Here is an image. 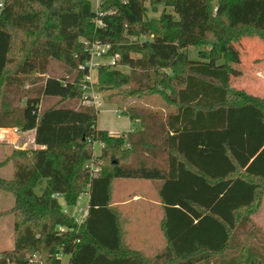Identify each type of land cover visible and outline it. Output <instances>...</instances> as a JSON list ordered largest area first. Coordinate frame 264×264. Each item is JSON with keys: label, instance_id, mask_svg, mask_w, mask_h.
Returning a JSON list of instances; mask_svg holds the SVG:
<instances>
[{"label": "trees", "instance_id": "16d2710c", "mask_svg": "<svg viewBox=\"0 0 264 264\" xmlns=\"http://www.w3.org/2000/svg\"><path fill=\"white\" fill-rule=\"evenodd\" d=\"M0 2V127L33 129L35 143L0 161L12 168L0 189L14 218L0 264H264L250 220L264 196V98L228 83L229 42L264 41V0H98L96 11L88 0ZM93 41L118 56L97 68L96 90L138 128L113 135L80 104ZM119 178L158 183L166 244L154 255L122 244ZM86 188L77 224L52 195L74 206Z\"/></svg>", "mask_w": 264, "mask_h": 264}, {"label": "rangeland", "instance_id": "374dc122", "mask_svg": "<svg viewBox=\"0 0 264 264\" xmlns=\"http://www.w3.org/2000/svg\"><path fill=\"white\" fill-rule=\"evenodd\" d=\"M88 1L90 3L91 9L96 11L98 0ZM148 13L149 15H153L152 12ZM154 14L156 15L157 13ZM244 34L233 38L228 44V82L233 88L237 86V89L252 92H254V90L256 92L257 90L258 93L264 95V81L259 83L255 80L254 75L247 74L245 76V70L243 69V66L247 65V62L244 61V56L247 53V50L245 51L244 47L250 45H253L252 47H254L257 41V46H260L259 48L262 50L264 41L261 40L258 35L253 34V36L252 34H248L253 36V39H250L245 37ZM188 49L190 57H196V48L191 46ZM262 55H264V53H262ZM249 66L250 63L248 62V68ZM256 71L258 75L261 74V77L264 80V69H258ZM51 72L55 74H61L65 72V68L57 62H53L51 65ZM129 102L131 103L134 101L130 100ZM96 126L100 129L109 131L113 135H119L123 132H126L131 127L138 126V123L131 122L126 115L120 113L116 109L115 104L102 103L98 107ZM92 147L95 154L100 153V146L97 142H95ZM9 151L10 148L8 145L0 143V161L3 160L6 155H8ZM7 170H9V165L0 168V176L8 177L10 174H6ZM149 182L151 181L146 179H115L111 188L112 199L114 201L130 197L134 192L153 195L154 188ZM59 202L62 204V200H59ZM12 205L13 195L10 192L0 189V213L3 212V214L0 215V251L10 249L13 245L14 218L11 212H7L12 207ZM86 205L87 198H79L76 205L67 206V210L70 214H75L79 207H85ZM132 206L133 205L131 203L121 207L120 210L121 222L124 227V245L128 247L134 245L139 249H144L147 254L152 255L156 253L158 248L162 245V234L159 231L157 223L154 224L155 208H152V210L149 211V203L146 202L137 204L131 209ZM250 220L256 226V232L253 241H257L259 239L258 235L264 234V196L261 198L260 205L250 215ZM132 237L136 238L133 239ZM156 240H158L157 244H155ZM155 245L157 248H155ZM67 258L68 257L66 255L62 256V262L66 263Z\"/></svg>", "mask_w": 264, "mask_h": 264}, {"label": "crops", "instance_id": "0c3cea01", "mask_svg": "<svg viewBox=\"0 0 264 264\" xmlns=\"http://www.w3.org/2000/svg\"><path fill=\"white\" fill-rule=\"evenodd\" d=\"M97 5H98V2H97ZM244 35H245V37L250 38V39H253L252 37L254 36L253 34H252L253 36L248 35V34H244ZM252 46L253 45L244 47L245 51L247 50V53L244 56V61L247 62V65L243 66V69L245 70L244 74H245V76L247 74L254 75L255 80L258 81L259 83H262L264 80L261 77V74H259V75L257 74L256 70L264 69V63H263L264 60H261V59H264V55H262V53H264L263 52L264 46L262 45L263 49L261 50V48H259L260 46H257V41H256L254 47H252ZM248 62L250 63L249 68H248ZM234 88H237V86H235ZM245 91H247V90H245ZM247 92L261 96V97L264 96V95L258 93L257 90H256V92H255V90H254V92H252V91H247ZM133 123H138V121L133 122ZM138 127H139V123H138V126L131 127V128H129V130H132L133 128H138ZM129 130H127V131H129ZM0 143H4V144L8 145L10 148V151L12 148L33 149L35 147L34 130L31 129V130H26V131H16V130H14V128L0 127ZM7 165H9V170L6 171V174L11 175V172H12L11 165L10 164H7ZM7 165H5V166H7ZM5 166H3V167H5ZM0 168H2V167H0ZM10 175L8 177H10ZM8 177H4V178H8ZM149 183L154 188L153 195L152 194L147 195V194L141 193V192H134L130 197H126V198H122L120 200H114L113 201L112 191H111V205L116 210L118 218H119V224L121 227V238H122V244L123 245H124V237L125 236H124V227H123L122 222H121V211H120L121 207H123L125 205H129L132 203V205H133L131 207V209H132L137 204H142L143 202H146V203H149V208H150L149 211H151L152 208H155V216H154L155 222H154V224L157 223V225L159 227V231L162 234V238H161L162 245L158 248V250H157V252H158L166 244V241H165V238L163 235V230H162L163 209H162V203H161V201L158 197V194H157L158 183L157 182H149ZM150 195H152V196H150ZM132 238L135 239L136 237H132ZM159 238H160V235H159ZM159 238H158V240L160 241ZM158 240H156L155 244H157ZM131 242H133V241H131ZM140 245H141V243H140ZM125 247H128V246H125ZM129 248L138 250V251L144 253L145 255L151 256V255L147 254L144 249H139L138 247H135L134 245H132ZM155 248H157L156 245H155ZM154 254H152V255H154Z\"/></svg>", "mask_w": 264, "mask_h": 264}, {"label": "built area", "instance_id": "2783aa9c", "mask_svg": "<svg viewBox=\"0 0 264 264\" xmlns=\"http://www.w3.org/2000/svg\"><path fill=\"white\" fill-rule=\"evenodd\" d=\"M0 6H1V2H0ZM108 49H109L108 44H104L98 41H93L88 43V53H89L88 59H86L81 65H79V68L84 72L81 83V88H82V94L80 100L81 105L91 106L94 109L98 110V107L102 103H104L101 94L95 88L94 73L101 64L109 63L113 65L117 62L118 56L108 55L107 54ZM14 130L19 131L17 128H14ZM97 143L99 144L101 149L103 143L101 141H97ZM98 154L99 153L95 154L93 152V156L84 163V167L87 168L92 175L97 174L101 168L100 166L101 162L97 158ZM52 196L58 198L59 200H62L63 211L69 213V211L67 210V205L63 200V196L59 193H55ZM83 197L87 198V203H88L89 192L87 188L79 195V198H83ZM87 208L88 205H86L85 207H79V209L75 214H70V213L69 214L73 217L74 221L77 224H80L81 222H83V220L87 215ZM59 229L62 230L63 228L59 227ZM29 259L30 261H38L39 255L37 253H34L32 256H30Z\"/></svg>", "mask_w": 264, "mask_h": 264}, {"label": "water", "instance_id": "95a60500", "mask_svg": "<svg viewBox=\"0 0 264 264\" xmlns=\"http://www.w3.org/2000/svg\"><path fill=\"white\" fill-rule=\"evenodd\" d=\"M208 48H210V45H208Z\"/></svg>", "mask_w": 264, "mask_h": 264}]
</instances>
